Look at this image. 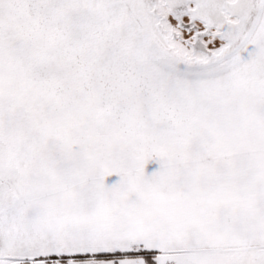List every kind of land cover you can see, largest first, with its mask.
<instances>
[{"label":"snow or ice","instance_id":"1","mask_svg":"<svg viewBox=\"0 0 264 264\" xmlns=\"http://www.w3.org/2000/svg\"><path fill=\"white\" fill-rule=\"evenodd\" d=\"M0 264H264V0H0Z\"/></svg>","mask_w":264,"mask_h":264}]
</instances>
